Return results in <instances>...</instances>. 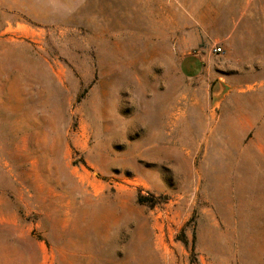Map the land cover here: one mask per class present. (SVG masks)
I'll list each match as a JSON object with an SVG mask.
<instances>
[{"label":"rangeland","instance_id":"obj_1","mask_svg":"<svg viewBox=\"0 0 264 264\" xmlns=\"http://www.w3.org/2000/svg\"><path fill=\"white\" fill-rule=\"evenodd\" d=\"M0 264H264V0H0Z\"/></svg>","mask_w":264,"mask_h":264},{"label":"built area","instance_id":"obj_2","mask_svg":"<svg viewBox=\"0 0 264 264\" xmlns=\"http://www.w3.org/2000/svg\"><path fill=\"white\" fill-rule=\"evenodd\" d=\"M214 53L216 55H221V54H223V49L220 46H217L214 48Z\"/></svg>","mask_w":264,"mask_h":264}]
</instances>
